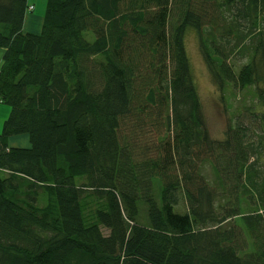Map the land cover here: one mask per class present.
<instances>
[{
	"label": "trees",
	"instance_id": "obj_1",
	"mask_svg": "<svg viewBox=\"0 0 264 264\" xmlns=\"http://www.w3.org/2000/svg\"><path fill=\"white\" fill-rule=\"evenodd\" d=\"M28 9L0 0V264H264V0H46L33 33ZM188 31L249 98L221 141Z\"/></svg>",
	"mask_w": 264,
	"mask_h": 264
},
{
	"label": "rangeland",
	"instance_id": "obj_2",
	"mask_svg": "<svg viewBox=\"0 0 264 264\" xmlns=\"http://www.w3.org/2000/svg\"><path fill=\"white\" fill-rule=\"evenodd\" d=\"M29 7H33L34 10L29 14L33 16L37 22L44 16L46 0H28ZM37 32V31H35ZM184 48L188 57L189 67L191 75L196 86V90L199 96V100L202 106V113L204 123L208 132V138L210 140L221 141L226 133L227 125L232 117L241 108L243 96L246 99V92H239L238 94L225 98L222 100L220 93L215 88L211 75L206 67V64L202 58L201 51L198 45L197 37L193 31H188L184 37ZM245 94V95H243ZM227 96V95H225ZM10 108L0 104V131L2 129L3 122L9 116ZM145 131V130H144ZM17 137L10 138L8 143L12 148L26 149L30 147L29 139L27 135H19ZM164 138V129L160 134H150L146 138L140 137L139 139H146V144L153 146L154 143L158 144L159 141ZM152 150V148H149ZM242 210L245 207V203L241 204Z\"/></svg>",
	"mask_w": 264,
	"mask_h": 264
},
{
	"label": "crops",
	"instance_id": "obj_3",
	"mask_svg": "<svg viewBox=\"0 0 264 264\" xmlns=\"http://www.w3.org/2000/svg\"><path fill=\"white\" fill-rule=\"evenodd\" d=\"M34 10V9H33ZM33 16H31V17H27L26 18V20H25V24H24V27H23V30L25 31V32H35V31H37V28L35 29V27H36V24H35V22L33 21V18H32ZM3 50L2 49H0V61H1V59H2V56H3ZM17 138H23L24 140H25V138L24 137H16V138H14V139H17ZM11 140V139H10ZM8 144H10V142L8 143ZM11 147V146H10Z\"/></svg>",
	"mask_w": 264,
	"mask_h": 264
},
{
	"label": "built area",
	"instance_id": "obj_4",
	"mask_svg": "<svg viewBox=\"0 0 264 264\" xmlns=\"http://www.w3.org/2000/svg\"><path fill=\"white\" fill-rule=\"evenodd\" d=\"M33 10V7H29L28 11H32Z\"/></svg>",
	"mask_w": 264,
	"mask_h": 264
},
{
	"label": "clouds",
	"instance_id": "obj_5",
	"mask_svg": "<svg viewBox=\"0 0 264 264\" xmlns=\"http://www.w3.org/2000/svg\"><path fill=\"white\" fill-rule=\"evenodd\" d=\"M34 9V8H33ZM33 11V10H32Z\"/></svg>",
	"mask_w": 264,
	"mask_h": 264
}]
</instances>
